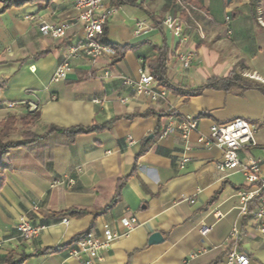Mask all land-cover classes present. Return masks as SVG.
<instances>
[{"label": "crops", "instance_id": "1", "mask_svg": "<svg viewBox=\"0 0 264 264\" xmlns=\"http://www.w3.org/2000/svg\"><path fill=\"white\" fill-rule=\"evenodd\" d=\"M114 1L104 0L103 7H113ZM189 1L204 14L192 13L203 39L184 31L188 39L183 49L193 57L189 69L181 70L177 62L175 52L182 49L178 40L157 24L176 8L174 0H136L133 6H116L105 23L108 42L132 49L118 62L104 56L94 67L79 53L57 83L51 78L62 56L81 43L73 0L29 3L0 14V122L34 114L28 129L41 137L30 147L7 152L9 167L0 188V264L23 256L21 264H81L68 257L72 240L89 232L101 236L104 224L121 231V221L130 217L136 218L135 229L102 251L98 264H223L226 238L234 227L239 231L237 249L247 254L248 264H264V223L252 219L256 207L246 215L238 210L235 194L245 186L244 174L219 171L222 151L197 143L208 137L212 125L240 118L254 126L255 145L240 150L239 161H260L264 95L257 90H204L186 98L164 89L165 96L153 100L122 83L121 78L137 81L139 72L150 75L156 48L164 46L166 79L180 89L225 78L234 69L264 86V4L255 17L254 0ZM134 19L143 20L149 32L134 36ZM40 21L68 24L64 38L42 36ZM149 88L157 92L161 87ZM187 118L197 126L186 141L177 133L161 136L169 121ZM49 127L97 129L70 141L48 134ZM19 139V132L12 136ZM260 172L264 177V162ZM67 210L87 214L69 217ZM21 217L44 228L30 242L21 241L15 231ZM202 226L210 228L205 237ZM153 233L163 241L149 245ZM44 250L51 252L42 254Z\"/></svg>", "mask_w": 264, "mask_h": 264}, {"label": "built area", "instance_id": "2", "mask_svg": "<svg viewBox=\"0 0 264 264\" xmlns=\"http://www.w3.org/2000/svg\"><path fill=\"white\" fill-rule=\"evenodd\" d=\"M103 1L73 0L74 8L78 12L77 22L81 27V43L64 53L62 62L57 66L52 75L51 82L57 83L66 78L71 60L79 53L87 59L92 67L104 56L115 57V52L111 48L98 42L99 36L102 34L103 25L117 11L116 6L103 7ZM174 4L176 8L163 18L161 26L171 34L172 38L178 40L182 49L176 51L175 56L181 70L185 71L191 67L193 57L190 52L183 49L188 39V35L184 34V31L195 32L200 39H203L201 27L194 20L192 13L198 12L202 15L204 14L188 5L185 0H174ZM228 21L229 18L226 17L225 22L228 23ZM258 22L263 25L260 18H258ZM38 27L42 36H48L52 39H62L68 29V24H49L45 21H40ZM148 32L149 30L143 20H133L132 34L134 36L144 35ZM227 34H230L229 30ZM109 76L110 73L105 71L104 77L107 78ZM246 76L250 79L255 78L253 75L247 74ZM121 79L123 85L133 88L136 94L143 93L150 95L153 100L165 96L163 88H158L157 92L149 88L151 84L157 86V83L152 76L146 75L143 72H139V79L137 81L127 78ZM119 102L123 104L125 100L120 99ZM8 107L11 108L12 105L10 104ZM196 126L195 119L187 118L183 121H169L162 129L161 136L166 137L169 134L177 133L186 141L189 134L195 131ZM254 130V126L246 120L237 118L225 124L212 125L209 129L208 137H199L197 143L206 149L215 146L222 151V158L216 165L219 171L230 170L244 174L245 186L235 194L238 200V210L242 215L248 214L249 204L254 199H257V206L252 213V219L261 224L264 223V177L260 172V163L264 162V155L260 161L249 160L245 164L240 163L238 158L240 150L255 145ZM184 162L185 160H182L179 166L182 167ZM72 183L69 180V184ZM62 222L67 223V218H63ZM136 226L137 221L135 217L122 220L121 231L104 224L101 236H97L94 232H89L69 245L67 249L68 257L79 260L81 264H98L100 253L110 248L116 240L128 237ZM43 229V227L33 226L26 217H21L15 225L18 238L25 243L36 238ZM209 231L210 228L202 226L200 235L205 237ZM262 232H264V229H262ZM238 238L239 231L234 227L226 238V244L229 245V248L224 257L223 264H248L249 259L247 254L237 249Z\"/></svg>", "mask_w": 264, "mask_h": 264}, {"label": "trees", "instance_id": "3", "mask_svg": "<svg viewBox=\"0 0 264 264\" xmlns=\"http://www.w3.org/2000/svg\"><path fill=\"white\" fill-rule=\"evenodd\" d=\"M53 0H0V14L4 13L6 10L10 8H17L24 6L29 3H50ZM136 0H115L114 6L119 5H135ZM188 5L191 4V2L188 0ZM264 4V0H254L251 4V7L254 11L255 17L257 16L258 10H262ZM158 27L161 28V23ZM98 42L100 44H103L109 48H111L115 53L116 56L114 58L115 62L120 61L125 52L132 49L130 46H120L117 44H112L108 42L106 39V29L105 24L102 27V34L99 36ZM158 51V54L155 58V60L149 65V73L150 75L155 79L157 85L167 91L172 92L173 94L181 95L184 97H196L199 96L204 90H216V91H231V90H238L239 92L245 91V90H257L260 93L264 95V86L261 84H258L256 82H253L249 79H246L241 76L240 72L236 69L232 70L229 75L225 78H210L208 79L205 84L189 90H183L180 89L172 84L169 83V81L166 79L165 69H164V61L166 56V51L164 46L160 48H156ZM37 116H34V114L30 116L20 117V118H14L13 116L7 117L4 121L0 122V188L3 184V171L6 170L9 166L6 161L7 152L10 149L20 148V147H30L35 142L40 140V136L36 135L32 131L28 129V126L33 122V120ZM20 124V128H17V124ZM97 128H84V127H75L70 129H59L56 127H49L48 134L50 133H59L62 135H65L70 141L81 134H87L90 132L95 131ZM20 134L19 141L12 140V136L16 133ZM257 206V199H254L249 204V211L252 207ZM109 206L105 207L101 210L97 215L103 214ZM64 214H67L69 217H75L79 218L87 214L86 210H67L64 212ZM62 215V214H60ZM87 233L75 238L72 240L69 245L76 242L83 236H85ZM51 251L44 250L42 254H48ZM26 257H21L17 261L8 260L6 264H21Z\"/></svg>", "mask_w": 264, "mask_h": 264}, {"label": "water", "instance_id": "4", "mask_svg": "<svg viewBox=\"0 0 264 264\" xmlns=\"http://www.w3.org/2000/svg\"><path fill=\"white\" fill-rule=\"evenodd\" d=\"M229 1V0H227ZM34 110V106H31V111ZM163 241L162 236L159 233H153L152 235H150L149 239H148V244L149 245H154V244H158L160 242Z\"/></svg>", "mask_w": 264, "mask_h": 264}]
</instances>
